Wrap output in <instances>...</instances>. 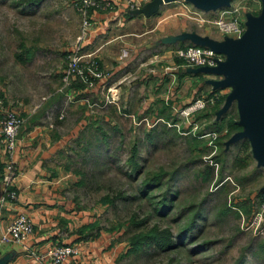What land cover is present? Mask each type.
Segmentation results:
<instances>
[{"label":"rangeland","instance_id":"374dc122","mask_svg":"<svg viewBox=\"0 0 264 264\" xmlns=\"http://www.w3.org/2000/svg\"><path fill=\"white\" fill-rule=\"evenodd\" d=\"M78 5L0 0L1 98L65 136L49 161L65 198L88 214L93 231L126 249L132 234L154 223L170 228L172 247L123 251L116 264H264V167L249 140L215 144L220 134L209 125L222 112L210 113V102L195 117L139 112L142 97L132 75L129 84L111 81L97 91L99 79L71 87L79 77L63 75L84 34ZM127 100L128 108L119 109ZM227 108L237 117L235 100ZM159 171V182L144 181Z\"/></svg>","mask_w":264,"mask_h":264},{"label":"crops","instance_id":"0c3cea01","mask_svg":"<svg viewBox=\"0 0 264 264\" xmlns=\"http://www.w3.org/2000/svg\"><path fill=\"white\" fill-rule=\"evenodd\" d=\"M107 1L112 7L88 9L92 25L74 47L79 53H92L99 67L106 70L93 91L111 81L129 84L132 75L137 95L142 97L138 111L151 118L167 117L164 111H180L198 98L211 99V106L224 96L217 110L222 109L233 88L222 82L227 76L182 66L174 50L188 45L205 46L207 40L221 43L236 39L233 33L220 32L210 20L240 1L247 6L240 11V21L246 24L248 15H255L254 0H230L227 5L207 9L190 0ZM131 2L137 6L129 7ZM1 93L0 119L4 109L25 117L11 156L0 142V172H5V164L11 160L16 175L9 187L17 192L15 199L0 201V236L19 212L29 215L33 231L21 242L0 239V264H31V251L44 250L55 243H71L79 249L77 254L66 258L65 264H116L119 254L126 250L125 244L109 240L107 233H92L88 214L74 209L71 200L62 193L61 177L50 169V158L64 145L65 136L59 135L51 123H42L35 114L18 109L20 103L1 98ZM128 103L127 100L118 108H128ZM226 109L219 119L229 108ZM194 112L191 117H195ZM142 118L148 121L147 117ZM4 188L0 182V196ZM83 225L88 227L80 231Z\"/></svg>","mask_w":264,"mask_h":264},{"label":"built area","instance_id":"2783aa9c","mask_svg":"<svg viewBox=\"0 0 264 264\" xmlns=\"http://www.w3.org/2000/svg\"><path fill=\"white\" fill-rule=\"evenodd\" d=\"M257 6L254 12L261 8L260 0H254ZM79 9L83 14V35L88 32L92 23L87 16L89 8L105 9L112 7V4L107 0H79ZM137 5L130 3L129 7L134 8ZM246 8L245 4L237 2L230 7L225 8L217 17L210 20L217 29L222 33H233L239 38L246 29V24L240 21V11ZM205 20L204 17L200 18ZM174 56L181 60L182 66L201 67V66H215L218 62L224 61L225 56L214 51L208 46L188 45L185 47H178L174 50ZM85 58V63L82 62ZM102 69L99 67L97 59L92 53H79L74 51L69 55L67 68L64 72V80L78 76L86 86H90L94 79H99L103 76ZM85 86V87H86ZM209 98H198L193 102L185 105L180 109V112L185 116L194 112L195 110L203 108L210 102ZM212 101V100H211ZM211 103V102H210ZM62 116V114L60 115ZM23 123V118L12 109H4L3 115L0 119V142L8 156H11L16 145L17 135L20 126ZM196 127V125H194ZM16 175V167L11 160L5 164V172H0V182L5 186L0 201L6 199L13 200L17 197V192L14 188L9 187ZM261 210L264 211V197L261 202ZM33 231V222L29 215L25 212L17 213L11 221L5 226L0 239L6 242H21L26 240ZM79 249L76 245L71 243H55L44 250L31 251V264H65L68 256L77 254Z\"/></svg>","mask_w":264,"mask_h":264},{"label":"water","instance_id":"95a60500","mask_svg":"<svg viewBox=\"0 0 264 264\" xmlns=\"http://www.w3.org/2000/svg\"><path fill=\"white\" fill-rule=\"evenodd\" d=\"M190 1L207 9L227 5L230 0ZM260 2L258 15H248L246 29L239 38L221 43L205 42V46L223 54L225 60L215 66L200 68L227 76L222 82L231 84L233 88L218 112H224L230 100H235L237 121L242 126L228 140L246 137L253 156L264 167V0Z\"/></svg>","mask_w":264,"mask_h":264},{"label":"trees","instance_id":"16d2710c","mask_svg":"<svg viewBox=\"0 0 264 264\" xmlns=\"http://www.w3.org/2000/svg\"><path fill=\"white\" fill-rule=\"evenodd\" d=\"M257 13H259V11H256L255 15ZM70 86L75 88H82L86 86V84L80 78H76L71 82ZM223 98L224 96H222L219 100H217L214 104L210 106L211 108L210 113L215 112L219 108V105L222 102ZM210 113L201 114L199 116H203L206 118ZM236 118L237 117L234 113L228 111L227 113L224 114V116H222L221 119L209 125L210 131H216L220 134L215 140V144L221 145L225 143L227 138H229L233 133L241 129L242 126L238 123ZM223 129H225V131H223ZM198 132L202 133L201 130H199ZM241 143L242 145H246L245 140H241L240 144ZM163 173H164L163 171L151 173L150 175H147L145 177L144 181L146 182L151 181V183L159 182V180L161 179L160 176H162ZM105 200H108V198H105ZM167 200H168L167 195H164L163 198H161L160 200L161 205L164 204ZM88 225H83L82 227L79 228V230L82 231L84 228L88 227ZM89 228L93 229L92 224L89 226ZM92 233L98 234L97 231H93ZM129 240H130L129 243L130 245L125 250V253L144 252L150 246H154L155 248L158 249L159 248L164 249L165 247H172V244H174V240L172 239L170 228L168 226L161 228L157 223H154L151 227L147 229L141 230L139 233L132 234ZM262 247H264V244H262L261 249Z\"/></svg>","mask_w":264,"mask_h":264}]
</instances>
